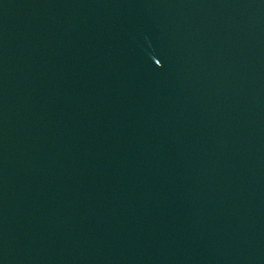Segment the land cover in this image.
Wrapping results in <instances>:
<instances>
[{"label": "water", "instance_id": "obj_1", "mask_svg": "<svg viewBox=\"0 0 264 264\" xmlns=\"http://www.w3.org/2000/svg\"><path fill=\"white\" fill-rule=\"evenodd\" d=\"M0 264H264V0H0Z\"/></svg>", "mask_w": 264, "mask_h": 264}]
</instances>
